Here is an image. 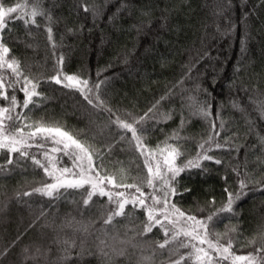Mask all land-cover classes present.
Returning <instances> with one entry per match:
<instances>
[{"label": "trees", "instance_id": "1", "mask_svg": "<svg viewBox=\"0 0 264 264\" xmlns=\"http://www.w3.org/2000/svg\"><path fill=\"white\" fill-rule=\"evenodd\" d=\"M18 2L23 0H2L5 6ZM85 4L99 15L85 12ZM43 7L53 18V41L43 17H37L39 27L15 20L4 30L10 57L20 61L24 75L38 82L43 94L34 98L36 106L16 109L27 117L17 123L42 121L92 145L99 150L93 161L100 175H114L118 184L139 183L148 166L133 146L132 133L115 123L117 117L128 123L145 117L135 125L144 144L151 150L166 140L177 144L185 153L177 164L196 157L211 136L205 149L212 148L207 154L214 159L176 177L178 194L170 201L206 219L226 204L228 192L240 193L233 211L214 216L208 231L220 234L221 243L230 239L235 255L264 247V0H43ZM57 75L87 79L93 103L51 79ZM15 94L23 101L22 92ZM200 107L210 116L199 115ZM176 132L179 140L168 139ZM31 143L29 156L41 164H47V151L57 169L77 171L69 155L52 152L62 145L39 137ZM0 166V264H145L143 257L167 264L168 256L156 247L165 239L159 226L140 234L143 208L133 211L128 205L125 216L105 225L103 219L116 207L107 197L93 196L84 206L87 186L60 189L59 198L34 192L54 180L18 153L0 151ZM240 180L247 185L243 190ZM107 189L126 196L135 192ZM143 191L153 190L145 186Z\"/></svg>", "mask_w": 264, "mask_h": 264}, {"label": "snow or ice", "instance_id": "2", "mask_svg": "<svg viewBox=\"0 0 264 264\" xmlns=\"http://www.w3.org/2000/svg\"><path fill=\"white\" fill-rule=\"evenodd\" d=\"M82 7L85 12L91 11L94 16L99 15L97 8H89L86 4ZM12 14L16 15L13 16ZM37 17H43L48 22L46 26L48 39L53 41L51 27L53 18L50 12L43 7V0H23L22 3L18 2L11 6H5L0 0V99L6 102V104L0 105V151L6 150L10 154L18 153L20 158L29 157L36 165L42 167L48 176L53 178V183L44 184L33 191L48 197L55 195L56 198H59L60 189H85V186H87V189H85L86 198L83 199L84 206L90 204L93 196L107 197L110 204L115 203L116 205L115 209L103 219L105 225L111 224L115 217L125 216V208L128 205H132L133 211L137 206L143 208L146 212V221L144 230L140 234L151 232L154 227L159 226L165 239L163 242L157 243L156 247L161 250L162 255L166 254L168 256L167 264H225L229 261L231 264H238V262L264 264V247L259 248L255 254L235 255L231 251L232 242L230 239L225 243H221L222 237L220 234L208 231V223L213 220L214 216L233 211L232 205L235 200L240 199V193L234 196L233 193L228 192L226 204L213 214L208 215L206 219H198L196 216L189 215L170 201V197L178 194L174 186L178 184L176 177L188 169L201 168L202 161L214 159L213 156L207 154L212 151V148L205 149V143L210 144L212 141L211 136L208 141L200 144L202 151L198 152L196 157L185 159L182 163L177 164V160L185 155L177 144H169L166 140L163 142V147L157 145L154 150L148 149L147 145L144 144V137L138 134L135 125L142 124L145 117L133 120L132 123L117 117L115 123L120 128L132 133L133 146L145 156L144 163L148 166L147 176L139 183L118 184L114 175H100V171L97 170L93 161L94 152L98 155L99 150L94 149L92 145L81 142L68 132L62 131L60 127L46 126L42 121L27 125L17 123L21 119H27V117L16 112V109H28L29 105L36 106L37 100L34 98L43 97V94L37 90L39 83L24 75L20 61L14 56L10 57L11 49L4 43V30L8 27L9 22L15 20L23 21L25 27L28 25L39 27ZM52 46L53 48L56 47L54 42ZM62 60L63 57L60 58V62ZM51 79L55 80L57 84L63 83L66 88L78 90L84 95L89 104L93 103L88 96V93L92 92V88H89L87 79L77 75H63V79L60 75H57ZM95 87L98 88L99 85ZM9 90L13 93L11 96L8 95ZM17 91L24 94L23 101L17 99L15 94ZM44 98L46 99V97ZM96 99L99 101L98 96ZM190 99L194 100V98ZM103 103V101H99L97 106H102ZM197 111L201 116H210L209 110L204 107H200ZM261 111L264 112V108ZM221 125H223V122H221ZM25 127L29 129L28 132L24 131ZM36 137H39L41 141L52 139L56 144L62 145V148H53L52 152L63 151L66 155H69L73 162V168L77 171L67 167L57 169L56 163L49 157L47 151L44 152L47 164H41V161L36 159L35 155L29 156V149L33 147L31 141ZM57 137L59 139H56ZM121 139H124V137H121ZM168 139L179 140L180 136L176 132ZM262 145H264V138H262ZM36 146L43 148L44 144L39 143ZM215 147L220 148L221 145L216 144ZM69 149H71L70 152ZM157 155H159V159L156 158ZM151 161H154V165ZM7 163L12 164V159L10 158ZM215 163L220 164L221 160L215 159ZM48 165L51 166V170ZM2 170L3 166H0V171ZM233 171H236V169H233ZM237 175H239L238 172ZM107 185L134 189L135 192L130 196H126L125 192L122 191L113 193L107 189ZM145 186L153 191L145 193L143 191ZM239 186L243 190L247 185L244 180H240ZM158 192L160 195H157ZM31 194L29 192L24 193L26 196ZM182 221L183 226H181ZM100 243L103 245L105 242L102 240ZM250 243H255V241ZM72 245L74 246V242H72ZM169 245H173V247H169ZM181 249H186L187 252L181 253ZM25 251L28 250L25 249ZM101 252H103V248H101ZM123 254V252L119 253V255ZM104 255H107V253H104ZM177 255L179 258L173 260L172 257ZM142 259L145 264H152L151 257H143ZM161 264H165V262L162 261Z\"/></svg>", "mask_w": 264, "mask_h": 264}, {"label": "rangeland", "instance_id": "3", "mask_svg": "<svg viewBox=\"0 0 264 264\" xmlns=\"http://www.w3.org/2000/svg\"><path fill=\"white\" fill-rule=\"evenodd\" d=\"M238 263H240V264H241L242 262H238Z\"/></svg>", "mask_w": 264, "mask_h": 264}]
</instances>
